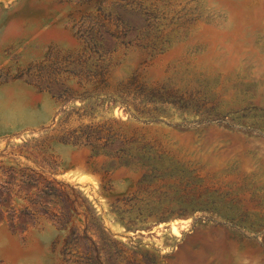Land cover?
<instances>
[{
  "label": "rangeland",
  "instance_id": "374dc122",
  "mask_svg": "<svg viewBox=\"0 0 264 264\" xmlns=\"http://www.w3.org/2000/svg\"><path fill=\"white\" fill-rule=\"evenodd\" d=\"M0 264H264V0H0Z\"/></svg>",
  "mask_w": 264,
  "mask_h": 264
},
{
  "label": "bare ground",
  "instance_id": "6f19581e",
  "mask_svg": "<svg viewBox=\"0 0 264 264\" xmlns=\"http://www.w3.org/2000/svg\"><path fill=\"white\" fill-rule=\"evenodd\" d=\"M179 226V225H178ZM179 228H181V225H180V227ZM172 230L173 231H175V233H177L178 231H177V229H176V227H174V225L172 226ZM182 230V229H181ZM178 234V233H177Z\"/></svg>",
  "mask_w": 264,
  "mask_h": 264
}]
</instances>
